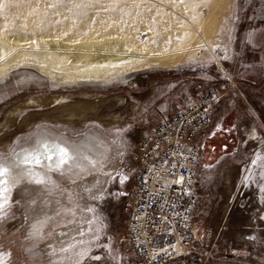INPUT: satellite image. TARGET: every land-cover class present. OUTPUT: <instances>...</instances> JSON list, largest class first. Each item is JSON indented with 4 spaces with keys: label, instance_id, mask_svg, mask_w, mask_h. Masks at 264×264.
Wrapping results in <instances>:
<instances>
[{
    "label": "rangeland",
    "instance_id": "1",
    "mask_svg": "<svg viewBox=\"0 0 264 264\" xmlns=\"http://www.w3.org/2000/svg\"><path fill=\"white\" fill-rule=\"evenodd\" d=\"M0 35V164L7 186L19 181L0 216V264H128L123 143L142 121L209 91L219 100L205 134L235 112L236 144L213 166L200 155L195 223L221 228L212 264H264V180L251 165L264 156V0H0ZM105 36L137 54L110 70L67 68L96 45L45 42ZM89 66L95 77L66 76ZM50 137L69 149L71 173L47 171L55 181L39 190L25 170L41 166L20 164L21 150ZM33 225L40 235L29 237Z\"/></svg>",
    "mask_w": 264,
    "mask_h": 264
},
{
    "label": "built area",
    "instance_id": "2",
    "mask_svg": "<svg viewBox=\"0 0 264 264\" xmlns=\"http://www.w3.org/2000/svg\"><path fill=\"white\" fill-rule=\"evenodd\" d=\"M219 96L205 92L169 116L142 121L123 143L121 201L128 264H212L221 228L195 223L202 189L201 142ZM178 181V182H177Z\"/></svg>",
    "mask_w": 264,
    "mask_h": 264
},
{
    "label": "bare ground",
    "instance_id": "3",
    "mask_svg": "<svg viewBox=\"0 0 264 264\" xmlns=\"http://www.w3.org/2000/svg\"><path fill=\"white\" fill-rule=\"evenodd\" d=\"M4 38V36L2 37V35H0V39H2V40H4L3 39ZM6 38V37H5ZM54 40H55V42H56V39L54 38ZM117 39L116 38H112V37H109V36H105V37H102V38H91V39H86V40H82V41H77V40H65V39H58L57 40V43H53L52 42V40H50V39H46V41L45 42H47L48 44V46L50 47H53V46H70V48H71V46L74 48V47H80L81 48V46H86L85 48H87V46H92L93 44L94 45H96V47L99 49H96L97 51H99V52H97V54H95V55H92V54H89V53H85V54H78L77 56H68L67 55V53H63V57L64 56H68L70 59H73V62L71 63L70 61L68 62V60H66L65 58H63V60L65 59L66 61H64V63L63 64H67L68 66H67V68H70L69 66H72L74 63L75 64H80V63H82V64H89V63H91V62H99V64L101 63V65L104 63V66H105V68H104V66H103V70H110L111 68H110V66H111V63H114V62H123L124 60H126V59H129L130 57H131V55H136L137 53L136 52H132V53H126V52H124L123 50V48H120L122 51L121 52H119V50L117 51V49H114L115 47H116V44L114 43V41H116ZM7 42H9V44H12V45H16V44H18L19 42H16V41H12V40H8L7 39ZM95 47V46H94ZM51 49V48H50ZM62 49V48H61ZM0 53H1V50H0ZM52 53V52H51ZM2 54V53H1ZM52 54H55V53H52ZM140 54V53H139ZM74 55V54H73ZM55 56V55H54ZM56 57V56H55ZM54 58V57H53ZM58 58V57H57ZM60 58V57H59ZM141 58V57H140ZM60 59H62V57L60 58ZM54 60H56V58L54 59ZM57 60H59V59H57ZM53 61V60H52ZM128 61H130V60H128ZM46 62V61H45ZM60 61H58V63H59ZM63 62V61H62ZM62 62H60V64L62 63ZM65 62H67V63H65ZM50 63H52L51 61L49 62V64ZM70 63H71V65H70ZM52 64H54V62L52 63ZM92 64V63H91ZM99 64H97V66L99 65ZM126 63H124V64H122L121 66H124ZM133 64V63H132ZM94 65V64H93ZM65 67H66V65H64ZM77 66V65H76ZM81 66V65H80ZM97 66H96V68H97ZM55 67V66H54ZM63 67V66H62ZM2 67H0V69H1ZM57 68V67H56ZM60 68V67H59ZM58 68V69H59ZM66 68V69H67ZM75 68H77V67H75ZM79 68H84L83 66H81V67H79ZM88 68H90V66L88 67ZM92 68H94V67H91L90 69H92ZM101 68H102V66H101ZM110 68V69H109ZM57 70V69H56ZM62 70V69H61ZM63 70H64V68H63ZM66 71V70H65ZM68 71V70H67ZM91 71V70H90ZM96 69L94 68L91 72L92 73H90V72H88L87 70H85V71H81V72H78V73H76V70H74V72H70V73H68V75H66V76H69V77H71L70 79H74V77H76V76H96ZM100 71V70H99ZM93 72H95V73H93ZM100 72H102V71H100ZM105 72V71H104ZM102 76H104L102 73H100ZM105 74H106V72H105ZM65 76V77H66ZM106 76V75H105ZM66 78H68V77H66ZM82 78V77H81ZM83 78H85V77H83ZM97 78V77H96ZM99 78V77H98ZM104 78V77H103ZM86 79V78H85ZM113 100V99H112ZM93 105V104H92ZM134 106V105H133ZM89 108H90V106H88ZM88 107H86V108H88ZM81 109H82V107H81ZM91 109V108H90ZM83 110V109H82ZM89 110V109H88ZM87 110V111H88ZM68 111V110H67ZM72 111V110H71ZM83 112V111H82ZM66 113V112H65ZM64 113V114H65ZM72 113V112H71ZM79 113H80V111H79ZM76 114H77V112H76ZM81 114V113H80ZM9 115V114H8ZM68 115H69V113H68ZM73 115H75V114H73ZM77 115H79V114H77ZM76 115V116H77ZM72 116V115H71ZM75 116V117H76ZM68 117V116H67ZM70 117V116H69ZM68 119V118H67ZM70 119V118H69ZM66 120V119H65ZM249 132H251V130L249 131ZM50 140L51 141H56V142H58L57 140H54V138L53 137H50ZM59 143V142H58ZM60 145H63V144H61V143H59ZM64 146V145H63ZM66 148V147H65ZM68 150V152H69V149H67ZM82 150H84V149H82ZM51 155H52V157H53V159L52 160H47V159H43L42 158V163H41V167H40V169H38V170H35L36 172H38L42 177L45 175L46 177L44 178V182L43 183H37L36 185H34V187L33 188H35V189H38L39 188V190H44L46 187H47V184H50V185H53V182L55 181L54 180V178L53 177H51V175H49V176H47L46 175V172L47 171H49V165H51V167H52V171L54 172V173H56V174H60V173H63V175H65L66 173L67 174H69V172L71 173V171L70 170H68V167H70V157H69V159H68V161L66 162V163H64L63 165H61V167L59 168V169H56V167H55V163H56V160L58 159V154L56 153V152H51L50 153ZM69 154V153H68ZM51 171V174H53V172ZM55 174V175H56ZM67 178L69 177V176H66ZM57 178V177H56ZM63 180V179H62ZM60 183V182H59ZM63 187V186H62ZM25 188L26 187H24V184H22L21 185V188H20V191L21 192H24L25 191ZM263 196V195H262ZM261 197V196H260ZM264 197V196H263ZM261 199H263V198H261ZM43 201V200H42ZM27 202H29V201H27ZM264 203V202H263ZM30 205V204H29ZM31 206V205H30ZM42 206V205H41ZM28 208V207H27ZM34 212V211H33Z\"/></svg>",
    "mask_w": 264,
    "mask_h": 264
},
{
    "label": "snow or ice",
    "instance_id": "4",
    "mask_svg": "<svg viewBox=\"0 0 264 264\" xmlns=\"http://www.w3.org/2000/svg\"><path fill=\"white\" fill-rule=\"evenodd\" d=\"M257 33L252 31L248 33L246 37V42L249 44H254L256 41ZM256 138L255 136L253 137ZM22 156L19 160V163L22 165H41L42 158L47 160H52L53 157L50 154L51 152H56L58 154V159L56 160L55 167L59 169L61 165L66 163L69 159V154L67 148L63 145H60L56 141H48L38 139L36 143L28 149H22ZM251 165L258 166L260 169L259 176L262 180H264V156H261L259 152L256 154L255 158L251 160ZM49 171H52L51 165L48 166ZM249 170H251L249 168ZM9 169H7L3 164H0V216L4 215V208L10 201V194L19 184L17 181L15 184L11 185V187L7 186V180L3 179L5 173H7ZM63 174V173H61ZM25 175L29 180H34L36 183H43L44 178L36 172L33 168L28 167L25 170ZM126 179V177H124ZM249 177H244V179H248ZM178 182V181H177ZM261 188L264 189V183L261 184ZM89 211H93V209H89ZM42 227V224H41ZM40 235L39 228L36 225H33V230L29 233V237H36ZM42 238V237H41ZM251 238V237H250ZM25 251H31V249H26ZM62 251H66V249H62ZM87 252H82L79 255L81 258L86 255ZM93 259L99 260L101 259L99 256H94ZM75 264H79V261H76Z\"/></svg>",
    "mask_w": 264,
    "mask_h": 264
},
{
    "label": "flooded vegetation",
    "instance_id": "5",
    "mask_svg": "<svg viewBox=\"0 0 264 264\" xmlns=\"http://www.w3.org/2000/svg\"><path fill=\"white\" fill-rule=\"evenodd\" d=\"M238 115L229 112L224 118L225 121L213 125L210 132L205 134L201 142V164L204 166L218 163L223 156L232 153L236 144V132L234 130L235 119ZM25 187V186H24Z\"/></svg>",
    "mask_w": 264,
    "mask_h": 264
},
{
    "label": "crops",
    "instance_id": "6",
    "mask_svg": "<svg viewBox=\"0 0 264 264\" xmlns=\"http://www.w3.org/2000/svg\"><path fill=\"white\" fill-rule=\"evenodd\" d=\"M165 109V108H164ZM170 109V108H169ZM167 111H168V108H167ZM171 111V110H170ZM173 112H169V113H166V110H162V112L159 114V119L160 118H163V117H165V116H169V115H171Z\"/></svg>",
    "mask_w": 264,
    "mask_h": 264
}]
</instances>
